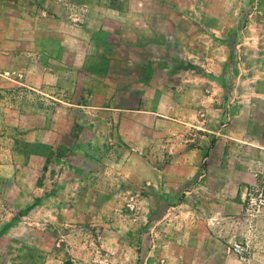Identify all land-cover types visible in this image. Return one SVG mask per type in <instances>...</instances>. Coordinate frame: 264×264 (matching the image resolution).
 Wrapping results in <instances>:
<instances>
[{"label": "crops", "instance_id": "1", "mask_svg": "<svg viewBox=\"0 0 264 264\" xmlns=\"http://www.w3.org/2000/svg\"><path fill=\"white\" fill-rule=\"evenodd\" d=\"M117 1L120 6H112L111 0L13 2V5L21 3L16 7L22 12L20 17L42 19L46 27L54 28L55 40L48 43L47 38H37L31 44L25 41L8 45L4 52L13 60L23 55L35 62L34 58L39 56L38 63L35 62L38 64L37 76H22L23 70L17 65H8L0 71L13 72L8 80L32 89L39 100V104L32 106L23 102L11 103L8 111L43 120L12 126L19 132L18 136L7 138V148L0 153L5 156L0 157V166L10 167L12 172L1 176V180L14 183L19 196L31 192L40 196L36 191L77 196L75 187L79 183L62 172L55 175V180H48L47 154L30 147L33 144L66 147V154L77 149L80 153L83 151L85 157L92 153L98 160L107 153L114 157L111 161L116 162L118 154L115 151L109 155V144L115 142L111 148L120 150L127 148L129 141L131 157L126 162L138 179V207L153 211L155 205H164L163 208L173 214L168 224V238L183 243L181 250L167 252L166 257L174 261L166 264H190L186 259L199 258L206 262L195 264H264V216L257 223L244 212L246 190L258 180L249 170L242 180L236 168L223 170L221 167L219 171L210 172L201 167L200 164L211 157L200 154L198 137L207 126L206 115L221 109L208 108L207 97L212 95L201 89L179 90L181 84L188 81L206 82L212 78L206 69L211 58L200 55L198 50L201 49L195 50L191 45L198 41L203 44V49L211 50L205 38L208 35L215 37L217 32L223 31L222 14L204 10L206 0ZM112 19L118 23L111 22ZM115 26L121 29L116 31L119 35L134 36L126 42L138 53L135 59L124 56L116 61L112 58V47L118 48L119 52L126 51V43L111 42L109 35ZM0 30L20 31L9 26ZM178 36L185 39L178 48L182 59L174 53ZM176 60L202 68L203 76H192L189 69L184 70L178 74L181 76L177 82L179 86H176L171 78ZM30 67L34 65L27 68ZM116 69L119 70L118 79L112 74ZM129 72L134 73V78H127ZM112 81L122 82V85L111 87ZM128 82H134V87ZM181 98L188 101H172ZM52 105L56 108L55 116H62L60 119L54 117L53 122L47 119ZM250 113L254 114L251 110ZM78 114L86 115L87 121L81 126L74 120ZM132 117L135 123L125 122ZM144 118L150 122H144ZM128 127H134V131L126 133ZM80 129L91 132L85 143L75 133ZM49 133L55 134V144L47 143ZM57 158L63 165L62 171L70 168L69 164L62 163L67 162L66 157ZM97 159L92 161L97 162ZM211 173L215 175L214 183L206 181V176ZM120 175L118 181L125 183L126 172ZM48 181H55L53 190H47ZM147 189H150L149 197ZM32 201L40 203V198L35 196ZM77 203L72 206L77 208ZM186 217L190 219L186 220ZM251 220L250 257L248 262H241L226 250L227 243L242 241ZM258 225L263 231L261 238L257 236ZM173 230H176L175 235ZM192 242L199 244L198 251H192L191 245H186Z\"/></svg>", "mask_w": 264, "mask_h": 264}, {"label": "rangeland", "instance_id": "2", "mask_svg": "<svg viewBox=\"0 0 264 264\" xmlns=\"http://www.w3.org/2000/svg\"><path fill=\"white\" fill-rule=\"evenodd\" d=\"M13 2L17 0H0V28L9 26L20 30L19 33L0 30V69L17 65L23 70L20 74L30 78L38 75V64L35 62L38 63L39 56L36 55L37 58L33 60L35 62L23 55L18 60H13L4 52L8 45L25 41L31 44L37 38H47L48 43L54 42V28L46 27V22L42 19L20 17L22 12L16 7L21 6V3L13 5ZM111 5L121 4L117 0H111ZM204 10L223 16V31L217 32L215 37L208 35L205 38L206 45L211 50L203 49V44L198 41L191 45L195 50L201 49L198 50L200 55L211 58L207 61L206 69L212 78L206 82L188 81L181 84L179 90L201 89L207 95H212L207 97V107L221 109L206 115L207 126L200 132L198 140L200 154L211 158L200 165L210 172L219 171L221 167L223 170L236 168L242 180H245L248 170L254 172L258 182L246 190L244 212L246 217L253 218V222L260 223L259 220L264 216V206L259 212L250 215L246 202L249 193L257 189L264 191V0H206ZM115 21L118 23V20ZM116 31L121 29L118 26L112 29L109 35L111 42L126 43V51L119 52L118 48L112 47V58L116 61L124 56L135 59L138 53L134 48L130 49L126 42L134 36L119 35ZM183 40L182 36L176 37L174 53L178 55V59L183 58L178 51ZM30 64L34 67L27 68ZM174 67L171 78L175 80L176 86H179L177 82L181 76L178 74H182L184 70L189 69V75L192 76H203L202 68L189 66L186 61L176 60ZM118 72V69L112 71L116 79L119 78ZM9 74L13 72L0 71V153H4V147L7 148V138L18 136L19 132L12 126H20L23 122L35 124L43 120L38 116L8 111L11 103L16 105L23 102L30 106L39 104L33 90L21 83L9 81ZM134 76V73L129 72L127 78ZM118 85H122V82L112 81L111 87ZM128 85L134 87L135 83L128 82ZM172 101L184 103L188 100L181 98ZM55 110L52 105V112L47 116L52 122L54 117L62 118L55 116ZM74 120L78 126L87 121L84 114H78ZM143 121L150 122L147 118ZM125 122L133 124L135 118H128ZM130 131H134V127L126 129V133ZM75 133L84 143L91 137L90 131L80 129ZM47 138L48 144H55L54 133H49ZM114 144L115 142L109 144L111 154H108L112 155L116 151V162L111 161L114 157L107 153L98 160L92 153L85 157L82 149L81 153L76 149L74 153L66 154V147L54 145L50 148L45 144H33L30 147L31 150L47 154L48 180H55V175L62 172L68 179L74 178L75 183H79L75 187L77 196H58L39 191L36 193L41 194L40 196L32 195V192L19 196L14 183L1 180V176L8 175L12 169L0 166V264H166L174 261L167 258L166 254L171 249L181 250L183 243H177L175 238H168L172 212L166 211L164 205L160 204L155 205L153 211L138 207V179L126 162L131 157V144L128 141L127 148L113 150L111 146ZM57 157H66L67 162L62 163L65 166L66 163L69 164L72 170L69 171V168L62 171L63 165ZM94 158L97 162L92 161ZM122 170L127 174L125 183L118 181V176L124 174ZM214 177L211 173L206 176V181L214 183ZM54 182L48 181V191L53 190ZM107 191L109 194H106ZM146 192L149 197L150 189ZM35 196L40 198V203L32 201ZM74 202H78L77 208L72 206ZM185 219L189 220L190 217ZM252 220L248 222L242 240L248 250L252 238ZM257 230V236L261 238L262 227L258 225ZM173 233L175 235L176 230ZM227 244L226 250L232 253L229 250L230 243ZM186 245H191L189 249L192 251L199 250L198 243ZM186 261L190 264L206 262L200 258Z\"/></svg>", "mask_w": 264, "mask_h": 264}, {"label": "built area", "instance_id": "3", "mask_svg": "<svg viewBox=\"0 0 264 264\" xmlns=\"http://www.w3.org/2000/svg\"><path fill=\"white\" fill-rule=\"evenodd\" d=\"M246 204L248 214L253 215L259 212L264 206V191L257 189L254 192L249 193ZM229 250L242 262L249 261V250L242 241H234L230 243Z\"/></svg>", "mask_w": 264, "mask_h": 264}]
</instances>
